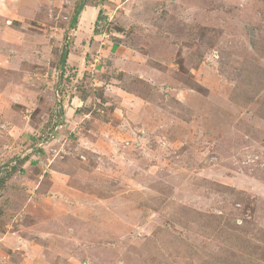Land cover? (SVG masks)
Returning <instances> with one entry per match:
<instances>
[{"label":"rangeland","instance_id":"1","mask_svg":"<svg viewBox=\"0 0 264 264\" xmlns=\"http://www.w3.org/2000/svg\"><path fill=\"white\" fill-rule=\"evenodd\" d=\"M262 109L264 0H0V264H264Z\"/></svg>","mask_w":264,"mask_h":264},{"label":"trees","instance_id":"2","mask_svg":"<svg viewBox=\"0 0 264 264\" xmlns=\"http://www.w3.org/2000/svg\"><path fill=\"white\" fill-rule=\"evenodd\" d=\"M82 10H83V5L81 4V5H79L76 9H75V11H74V13H73V15H72V17H71V20H70V26L72 27V26H74V25H76V23H77V20H78V17H79V15L81 14V12H82ZM254 48H256V45L254 46ZM66 58H67V51L63 54V57H62V61H61V67H63L64 66V64H65V62H66ZM241 72H243L245 69H244V67H241ZM247 76V74H244V77H246ZM243 77V78H244ZM248 78H249V76H248ZM247 78V79H248ZM255 78H257V75L256 76H254V79ZM258 78H261V75H259L258 76ZM247 81V80H246ZM255 81V80H254ZM249 83H252V81L251 82H249ZM240 91H242V89L240 90ZM243 94V93H242ZM241 94V95H242ZM239 96L240 95H238L237 97L239 98ZM236 100V99H235ZM248 100V99H247ZM243 101H245V99L243 100ZM246 104V103H245ZM263 111H264V109H262ZM259 116L262 118V119H264V113L261 111V112H259Z\"/></svg>","mask_w":264,"mask_h":264}]
</instances>
